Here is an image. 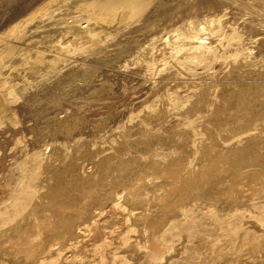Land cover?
Wrapping results in <instances>:
<instances>
[{
  "label": "bare ground",
  "instance_id": "bare-ground-1",
  "mask_svg": "<svg viewBox=\"0 0 264 264\" xmlns=\"http://www.w3.org/2000/svg\"><path fill=\"white\" fill-rule=\"evenodd\" d=\"M86 1V4L84 5L83 3V6H80L78 10L81 11L83 20L85 19L87 25L84 27L79 26L78 28V25H75V27H73L70 32H67L70 35L66 34V31L71 28H66L65 25L67 24L62 27L60 26V30L58 23L63 24L65 19H61V17L59 16V19L56 21V27L58 25L60 31H58L57 28V32L51 30L50 34H48L47 31L45 32V34H43L44 32H40L41 34H43V36L41 35L42 37H39L38 35L39 39L31 41L27 45L23 44L24 46L20 47V44H18V42H21L22 44L24 41H26V38H29L32 35V33H29L30 28L28 29V20H22V22L19 24L16 23L18 25L15 24V26L13 25L14 27L11 26L13 27L11 29L8 27L10 29V32L7 30L6 31L7 33L9 32V34L5 36L6 38L2 36L4 38H2V40L0 41V121L6 117L11 103L20 104L19 99H25L29 90L31 91L33 89L34 91L35 89L37 90L41 88V91L43 92L45 89H48L50 87L52 88V86H54L58 90L59 84H61L65 80L64 76L66 75L64 74L69 68H67V61L69 59H82L84 57L93 58L96 52L106 51V48L109 46L108 44H114V38H117L116 36L121 34L123 35L124 33H126V31L128 32L130 28L137 25L138 18H147L148 15L151 16L152 13L155 14V11L152 12L153 10L159 11L158 8H160L158 7V3L160 2L158 0ZM163 3H165V1ZM78 4H80V2H78ZM162 5L160 4V6ZM194 5H196V3L194 4L193 2V6ZM165 8L166 7H162L163 12ZM169 8L170 7L168 6V8L165 10V12L167 11L166 13L162 12L163 14L161 13L162 15H159L161 19L155 17V20L148 18L150 25H153L157 22H160V24H162L161 22H165L164 24H166L167 21L177 18L175 17L177 14L175 13V9L171 10L172 13L170 12L169 14ZM180 11L179 14L181 13ZM39 15H41V12L39 13ZM155 15L157 16L158 14ZM31 17L30 20L34 19L33 17ZM64 17H66V15ZM203 17L204 18L201 20L188 19L187 21H184V23L182 21L181 25L172 26L174 28L171 30L168 28V31H162L159 36L153 38L152 41L148 43L146 49H144V53H142L143 55H140L141 57L138 56L140 52L137 55L136 51L137 58H135L134 60L132 59L134 57L131 58V65L135 66L139 64V66H141V64H144L147 68L146 70L148 73L154 72L155 74L156 72H164L166 69L168 70V68H170L168 66H171L181 72L182 75L186 76H189L190 67L192 65L195 66L202 64L203 66L208 68L211 64L210 60L212 57L210 56L215 57L219 52V49L217 48L222 47V45L224 44L226 45L228 38L226 37L225 42H222V44H220V41L224 39V35L223 33H219L222 31L223 24V21L221 17H219V15H211V13H209L208 16L204 15ZM178 19L177 21L180 22V19ZM77 22L75 24H77ZM146 22H148V20ZM172 22L173 21H171V23ZM164 24L162 25L164 26ZM30 25L29 27H31ZM143 26L144 25H142V27ZM32 28L31 30L33 32L34 29ZM262 28H264V26ZM49 29L47 30L49 31ZM153 30L155 31V29ZM32 38L34 39L35 36ZM239 38V36L233 35L231 39H238L240 42ZM142 46L143 44L141 45V48ZM141 48H139V50ZM135 49L137 50L138 48ZM116 52H118V48ZM239 52L242 53L240 49ZM117 56L119 55L117 54L115 57L117 58ZM245 57H243L244 60L248 58V56L247 58ZM239 59L241 60L242 58L239 57ZM93 60H91L92 63ZM244 60H241L242 62L239 60H231L233 63L231 66H229L232 67L231 69L234 70V73L235 71L238 72V70H242V66L240 67V65L244 64ZM251 63L253 64L254 62L251 61ZM257 63L258 62H256L255 64L257 65ZM255 64L253 65L256 66ZM262 64H264L263 61ZM124 65L127 66L128 64ZM248 66L247 69L250 68H248ZM262 67L264 66L262 65ZM82 70L85 73L84 69ZM255 71H257V69ZM148 75L150 76V74ZM72 76H70V80ZM88 78L90 77L88 76ZM66 83L68 84V82ZM246 86L245 89H243L244 92L241 93L242 95L240 97H237L235 100L236 108H233L236 110V112H234L233 110L232 112H234V114H236L235 117L240 120L247 117L248 123L244 124H248V127H252L248 128V130L247 128H245L247 131L245 130V132H242V130L241 133L239 132L238 134H234L232 132H227L224 130L225 132L222 131L224 132V134L222 133L221 135V133L215 132L216 130L213 132L212 130H208L207 128L203 127V131L205 130L204 134L206 139L201 140L200 138H198L199 136H201V133H196L197 130L193 129L196 121H199V117L195 119L190 118L191 120L188 117L186 118V130L184 128V131L175 130L172 132V134L167 133L168 135H164L162 137L160 136L161 140L155 138L148 141L146 140L147 142L145 146L140 145L141 147L139 146V148L135 147L136 141L135 144H132L131 141H129L130 139L126 140L123 135V139L113 141L111 146L109 148L105 147V149L101 148L102 146L99 147V145L96 144L97 142L88 143L89 140L88 142H84L83 140L79 139L75 141L74 146H71V148H75L74 151L73 149L71 150L72 152H70L69 150L66 154H63L61 152L64 150V147H60L62 146L60 145L61 143L58 144L57 142L56 146L46 143L42 150L34 152L32 155H30L34 162V175L32 177L33 180L31 179L33 183L31 185H23L24 187L22 188L21 192H19L20 189L18 188L19 191H17L19 193L16 191V196L14 194H10L13 197L12 202H9L10 204L6 203L8 204L6 206L4 205L5 203L0 206V208L3 206V208L0 210V259H2V261H0V264H61V262L63 263L64 261V252L68 253V250H72L73 245L71 244L70 246V241L66 239V236L75 237V245H73V247L76 248L78 246L80 248H83V250L85 251L84 253L82 252L84 256L77 264H101L103 263L105 256H109L111 261L113 262H121L122 264H181L179 257L184 249V253H194V250L197 251V249L200 247L208 248L209 250H211L210 255L207 256L204 260L202 258V262H197V260H195L196 258L190 256L186 263H184L213 264V262L221 260V255L223 254L222 248H219L217 246V241L219 239L218 232H220V230L222 229V219L224 216L227 217L231 214L232 216H236L239 217V219L244 220V224L250 227L249 233L248 230L242 228L243 222H241V224L237 223V226L235 224L234 234L231 236V239L229 241V245L233 250L232 252H234L236 248L241 247L246 250L245 253H247L252 259L256 255H259L258 253L262 252V250L264 249V87L258 84H250L247 87ZM107 89L109 88L106 85H102V88H99L101 92ZM99 90H93V95H95L96 93L98 94ZM224 90L226 91V89ZM195 92L193 93L195 94ZM220 92L222 91L220 90ZM227 92L228 91H226V93ZM43 93L41 94L43 95ZM45 93L44 95H46ZM60 94L62 95L63 92ZM204 95L206 94L204 93ZM221 95H219V98L222 97ZM224 95L225 94H223V96ZM50 97H47L45 101L43 100V105H46L48 101L50 102ZM168 97L171 96L168 95ZM54 98L55 97H53V99ZM227 98H221V103H228L229 105V100L227 101ZM174 101L173 103H176V100ZM214 101H212L211 103L204 102L206 104V113L212 112L210 110L212 107L217 106V101L218 104L220 103L219 99L215 101L216 103ZM37 102H29L28 106L32 108L33 105H37ZM165 104L167 106L166 102ZM162 107H164V104L160 108L161 111L164 110V108L162 109ZM202 107L204 106L202 105ZM224 107L222 109L223 113L224 111H227V109H225ZM168 108H165L166 111ZM228 108H231V105ZM217 110H219V107H217L216 111L214 110L216 112V115L218 113ZM175 111L177 112L179 110ZM199 111L198 113H201V111ZM171 112V115L172 113L174 114V112ZM193 112L196 113L195 111ZM220 112L221 111H219V113ZM204 113L201 114L203 115ZM188 114L186 115L188 116ZM167 115L170 116L165 112H163V115L161 116L160 111L158 112L154 109H147L142 117L147 118L149 121L150 118L166 119L168 117ZM186 115L182 114V111H179L175 114L176 117H182V119L183 116L185 117ZM220 116H222V114ZM143 121H141V119L140 121H138L140 122L139 127L142 129V125L143 130H146L148 128L146 127L145 123H143ZM135 123L133 124L134 127L136 125ZM237 127L234 128L236 129ZM72 128H74V126ZM61 129L62 128H60V130ZM74 129L72 131H74ZM138 130L134 129V131L137 132ZM132 131L130 130V132ZM58 134L59 133H57V135ZM70 134H72V132ZM117 134H119V132ZM149 134L151 133L149 132ZM152 134L159 137L155 132ZM142 135H144V133ZM148 135L146 136V138H148ZM23 137L24 136H22L21 140L18 141L19 143H23ZM141 137L143 140V136ZM93 140L95 141V139ZM55 142L56 141L54 140L52 143ZM26 144L27 143H25V146ZM167 144L169 145L167 146ZM140 148L141 150H144L146 148L145 152L142 151L141 153ZM80 149H82V151H78ZM86 161L88 164H85V168L84 162ZM25 166L26 165H24V167ZM22 182H24V180ZM244 199H246V201ZM8 200H11V198ZM177 218L182 219L186 223L189 221V224L184 226V229L182 230L188 235L189 240H191L197 246V249H186V237L185 240L183 239V243L180 240V243L174 244V240L177 237H180L181 234L179 233V231L175 232L172 230V232L171 230H169V228L173 224L172 222L176 221L175 219ZM198 218L203 219L204 221L202 223L205 222V224L199 229L195 230L193 223ZM78 226H81V229H78V231L75 232L73 227L76 228ZM81 231H83V233ZM90 231L92 232L90 233ZM73 251L75 250L73 249L72 252ZM76 252L74 253L76 254ZM69 254L72 255V253Z\"/></svg>",
  "mask_w": 264,
  "mask_h": 264
},
{
  "label": "rangeland",
  "instance_id": "rangeland-1",
  "mask_svg": "<svg viewBox=\"0 0 264 264\" xmlns=\"http://www.w3.org/2000/svg\"><path fill=\"white\" fill-rule=\"evenodd\" d=\"M77 1L78 0H0V41L2 40V38H4L5 36H7V34H9L10 29L13 28L16 23L19 24V23L22 22V20H24V21L25 20H28V29L30 28V32L29 33L30 34L32 33L31 36L32 37L35 36V38L33 39L30 36L31 38L30 37L29 38H26V41H24L22 44H21V42H18V44H20L19 45L20 47H22L24 45H27L29 42L39 39V37L41 35L43 36V34H45L46 31H47L48 34L51 33V30L54 31V32H57L56 29L58 28V25L56 27V24H57L56 21L59 19V16L61 17V19H65L64 22H63V24L61 23L62 25L60 23H58L59 24V28H60V26L62 27L65 24H67V25H65V27L66 28L67 27L68 28L71 27V28L68 29L69 31L68 30L66 31V34L70 35L67 32H70V30L73 27H75V25H78L77 28L79 26H81V27L83 26L84 27V26L87 25V23L85 22V19L83 20V15H82L81 11L78 10L79 7L80 6H83V3L85 5L86 4L85 2H87V1L86 0H79L78 2H80V4H78ZM158 1H160L158 3V5H159L158 7H160V8H158L159 11L158 10L157 11L156 10H153L152 11V12L155 11V14H158V15L156 16L154 13H152L151 16L148 15L147 18H143L146 21L148 20V22H146L145 20H143L141 17L138 18L137 19V22H138L137 25H135L136 24L135 23L134 24L135 26L132 27L133 29L130 28V30H128V32L126 31V33L123 34L125 36H123L121 34V35L116 36L117 38H114V41L115 42H114V44H112L113 45V48H112V45L108 44L110 47L108 46L106 48V51H103V52L102 51H98V52L95 53V56L94 57L92 56L93 58L86 57L87 60H86L85 57H84L85 59L84 58H82V59L81 58L80 59L79 58L78 59H76V58L69 59L67 61L68 62L67 68L68 67L69 68L68 69L66 68L67 70H66V73L64 74V75H66V76H64V79L65 80L61 84H59V89L58 90L54 86H52V88L51 87L48 88L49 90L48 89H45L43 91L44 93L47 91L45 93L46 95H44V93L41 91V88L37 89L38 90V93H37V90L36 89H35L36 91L35 90L33 91V89H32L31 91L30 90L28 91V93L29 92L30 93H29V95L27 93L25 99H23V100L22 99H19V103L20 104H18V103L17 104L16 103H11V105L9 107V110L7 111L6 117L3 118V120L0 121L1 122L0 123V133H1L0 134V206L3 205L4 203H5L4 204L5 206L8 205L6 203H9V202L11 203L12 202V198H13L11 195H13V194L15 195L19 191V189H20L19 192H21L22 191V188L25 185H31L33 183L32 177L34 175V162H33L32 157L30 155H32L34 152H37L39 150H42L44 148V146L46 145V143L53 144L55 146H56L57 142H58V144L61 143L60 145H62V146H60V145H57V146H60L62 148L64 147L63 148L64 150L62 149L64 152L63 151H61V152L63 154H66L69 150H70V152H72L71 151L72 149L74 151L75 148L74 147L71 148V146H74L75 141L76 140H79V139L83 140L84 142H88V140H89L88 143H92V142L93 143H96L97 142L96 144L99 145V147L102 146L101 148L105 149V147L109 148L111 146V144H112L113 141L121 140V139H123L125 137L126 140L130 139L129 141H131L132 144H135V141H136L135 147L139 148L140 145L141 146H145V144H146V142L148 140H151V139H154V138L161 140L160 138L162 136L168 135V134H172V132L175 131V130L184 131V128L186 130V127H187V122H186L187 119L186 118H188V117H189V119L190 118L191 119H195V118H198L199 117L198 118L199 121L198 122L196 121V124L193 126V129L197 130L196 133H201V136L198 137L201 140L202 139H204V140L206 139L205 138V134H204L205 130L203 131L204 128H207L208 130H212L213 132L216 130L215 132H219L222 135V133L224 134L225 131L232 132L234 134H238L239 132L241 133L242 130H243L242 132H245V130H246L245 128H247V130H248V128L252 127V126L248 127V124H244V123H248V118L247 117H245L242 120H240V119H238V118L235 117L236 114H234V112H236V110L234 108H236L235 107V100H236V98L237 97H240L242 95L241 93L244 92L243 89H245V86L246 85L248 86L250 84L251 85L252 84H258V85H261V86L264 87V67H262V65L264 66V64H262V61L264 62V28H262L264 26V14H263L264 13V9H263L264 8V0H257V1L256 0H241V1L240 0H224V1L223 0H221V1L220 0H176V1L175 0L174 1L173 0H171V1L170 0H168V1L167 0H158ZM164 1H165V3H163ZM73 2H75V3H73ZM193 2H194V4L196 3V5L193 6ZM77 4H78V6H77ZM160 4L161 5L163 4V5L160 6ZM164 4H166V5H164ZM167 5L170 7L169 8V14H170L171 10L175 9V13H177L175 17H177V18H174V20L167 21L166 24H164L165 22H161L162 24H164V26L162 24H160V22H157V23L153 24L154 27H153V25H150L148 18H151V19H154V17L155 18H160L159 15H162L163 13H166L167 12V11L165 12V10L168 8ZM249 5H251V6H249ZM74 6H75V8H74ZM76 6H77V9H76ZM195 6H196V8H195ZM162 7L163 8L166 7L164 9V12H163ZM216 7H218V8H216ZM214 9H215V11H214ZM38 11H39V13L41 12V15H39ZM179 11L181 12L180 14H179ZM259 11H260V13H262V11H263V13L260 14ZM209 13H211V15H219V17H221V19L223 21L222 31L219 32V33H223L224 39L220 41V44H222V42L223 43L225 42L226 37L228 38L227 40L229 41V44H228V41H227L226 42V45L224 44V45H222V47H218L217 48V49H219V52H218V54H216L215 57L214 56H210L212 58L210 60L211 61L210 62L211 64L208 67L209 69L206 68L205 66H203L202 64L195 65V66L192 65L190 67L189 76H186V75H182L181 72H179L176 68H173L171 66H168L170 68H168V70L166 69L164 71L165 73L164 72H161L162 73L161 74V73H157L156 72V74H155L154 72L148 73L147 70H146L147 68L145 67L144 64H141V66H139V64L138 65H135L136 67L131 65L132 64L131 63L132 62L131 60L132 59L134 60L135 58H137V55H138L139 52L140 53H139L138 56L141 57L140 55H143L142 53H144V51H145L144 49H146V46L148 45V43H150L153 38L159 36L162 31L167 30L168 28L171 30V29L174 28L172 26L181 25L182 24V21L184 23V21H187L188 19L189 20H201V19L204 18L203 17L204 15L205 16H208ZM31 14H35V15H31ZM65 15H66V17H64ZM177 15H179V16H177ZM31 16L34 19H31L30 20V17ZM81 16H82V18H81ZM236 16H237V18H236ZM259 16H260V18H259ZM73 19H74V21H73ZM177 19L180 22H178ZM142 20H143V22L145 24L142 22ZM252 20H254V21H252ZM171 21H173V22L171 23ZM76 22H77V24H75ZM30 23H31V25H30ZM148 23H149L150 26L148 25ZM18 24H16V25H18ZM141 24L144 25V26L142 27ZM29 25L31 27H29ZM68 25H70V26H68ZM146 25H147V27L149 26L148 27L149 29L146 27ZM11 26H13V27H11ZM40 27H42V28H40ZM31 28L34 29L33 32L31 30ZM59 28L57 29L58 31L61 30V28H60V30H59ZM66 28H65V30H66ZM231 28H233L234 31ZM47 29H49V31ZM142 29H143V31H142ZM153 29H155V31L156 30L157 31L155 32ZM256 29H257V31H256ZM6 30L9 31V32L7 33ZM131 30H133V31H131ZM37 31H38V33H37ZM40 32L41 33L44 32V33L41 34ZM4 33H6V34H4ZM129 33H131V34H129ZM33 34H34V36H33ZM38 35H39V37H38ZM233 35L239 36L240 37L239 38L240 39V42H239L238 39H236V40L235 39H231ZM2 36H4V37H2ZM7 39H10V38H7ZM244 39H245V42H244ZM241 40H242V42H241ZM230 41L233 42V43H231ZM249 41H251V42H249ZM120 42H122V43H120ZM236 42H238V43H236ZM142 44H143V46L141 48V45ZM236 44H237V46H236ZM124 45H125V47H124ZM119 46H121V47H119ZM117 48H118V52H116L117 51ZM124 48H126L127 50L124 49ZM135 48H138V49L136 50ZM139 48H141L143 51L140 49L142 51L141 52L139 50ZM112 49H115V50H112ZM239 49H240V51H242L243 55H242V53L239 52ZM221 50L223 51L224 54L222 53ZM136 51H137V55H136ZM133 52H135V53H133ZM124 53H126V54H124ZM219 53H220V55H219ZM221 53H222V56H221ZM115 54L116 55L118 54L119 56H117V58H116L115 57L116 56ZM239 55H241V56H239ZM247 56H248L249 59L247 58ZM123 57H126V58H123ZM132 57H134V58H132ZM220 57H221V59H220ZM231 57H236V58H231ZM239 57L242 58L241 59L242 61L244 60L243 57L247 58L246 60H248V61L244 60V64H241L240 65V67L242 66L241 67L242 70L241 71L238 70V72L235 71V73H234V70H232L231 69L232 67H230L232 65V63H233L231 60L233 59L234 61L235 60L241 61L239 59ZM108 58H109V61H108ZM110 58H111V60H110ZM127 59H129V60H127ZM91 60H93V63H92ZM97 60H99V61H97ZM104 60H106V61H104ZM214 60H215V62H214ZM250 60L252 62H254L253 64H255L256 62H258L257 63L258 66L256 64H255L256 66H254L251 63ZM116 61H118V62H116ZM246 62H248V63H246ZM250 63H251V65H250ZM124 64H126V65L128 64V65L125 66ZM247 66H248V68L249 67L250 68L247 69ZM110 67H112L113 69L110 68ZM258 67H259L260 71H259ZM262 68H263V72H262ZM82 69H84V71H85L86 74L83 72ZM256 69H257V71H255ZM88 70H90V71H88ZM94 70H95V72H94ZM77 71H78V73H77ZM176 72H178V73H176ZM148 74H150V76ZM87 75L90 78H88ZM70 76H72L71 77V80H70ZM212 76H213V78H212ZM113 77H114V79H113ZM66 82H68V84ZM110 84H112V85H110ZM96 85L98 86V88H97ZM102 85H106L109 88L107 90H104L105 93H104L103 90H102L103 92H101L99 90V88H102ZM211 86H213V87H211ZM220 86H222V87H220ZM133 87H134V89H133ZM97 89L99 90V93L98 94L96 93L95 95H93V90H97ZM182 89H183V91H182ZM224 89H226V91L229 92V93L227 92L228 94H232V95H228ZM197 90H198V92H197ZM216 90L218 91V93H217ZM220 90L222 92H220ZM234 90H235V93H234ZM236 90H237V92H236ZM33 92L36 93V94H34ZM48 92H51L53 94L48 93ZM62 92H63V94L61 95L60 93H62ZM89 92L92 93V96H91V93H89ZM193 92H195V94ZM41 93H43V95ZM47 93H48V95H47ZM204 93L206 95H204ZM210 93H211V96H213V97L210 96ZM236 93H238V94H236ZM54 94H55V96H54ZM223 94H225V95L223 96ZM233 94L235 96L236 95H238V96L235 97ZM34 95H36V96H34ZM56 95H57V98H56ZM168 95L171 96V97H168ZM198 95H199V97H198ZM216 95H218V96H216ZM219 95H221L222 96L221 98H223V99H225V98L228 97L227 98V101L229 100V105H228V103L227 104H222L221 103V100L222 99L219 98L220 97ZM41 96H43V97H41ZM46 96L47 97H50L51 96L50 97L51 100L53 99V97H55V98L52 101L50 100V102L48 101L49 103L48 102H47V104L45 103L46 105H43V103H44L43 100L44 101L46 100V98H47ZM204 96H206V97H204ZM207 96L210 97V98H208ZM38 97H39V99H38ZM161 98H162V100H161ZM213 99L215 101H217L219 99V102L220 103L218 104V101H217V106L212 107V108L210 107L211 108L210 111H212V112L206 113L205 112V108H206V104L205 103H211L212 101H214ZM20 100H22L24 102H22ZM174 100H176V103H173ZM189 100H190V102H189ZM33 101H35V102L38 101V102H37V105H35V106L33 105L32 108H31V107L28 106V103L29 102H33ZM165 102L167 103V106H166ZM40 103H42V104H40ZM159 104L161 106L164 104V107H162V109L164 108L165 111L164 110L161 111V109H160L161 106ZM202 105L204 107H202ZM230 105H231V108H228V107H230ZM168 106H169V108H168ZM38 107H40V108H38ZM208 107H209V104H208ZM217 107H219V110H217L218 113L216 115V112L215 111H216ZM223 107L225 109H227L228 112L227 111L226 112L224 111V113H223L222 112ZM165 108H168L169 110L167 109V111H166ZM213 108H215V109H213ZM147 109H149V110L154 109V110H157L158 112L160 111L161 116L163 115V112H165L166 114L168 113L170 116L167 115L168 117L166 116L167 117L166 119H164V118H160V119L159 118H157V119L150 118L149 119L150 122H149L147 118L142 117L144 115V113L147 111ZM198 109L199 110L201 109L200 110L201 113H204V112L205 113L203 115L201 113H198V111H199ZM64 110H65V112L66 111L67 112L65 113ZM175 110L182 111V114H184V115H186L188 113L189 114H188V116L187 115L185 117L183 116V119H182V117L181 118H178V117L175 116V114L177 112H179V111L176 112ZM232 110L234 112H232ZM45 111H46V113H45ZM171 111L172 112L175 111L174 114ZM183 111L186 112V113H184ZM193 111H195L196 113H194ZM219 111H221V112L219 113ZM229 111H231V112H229ZM79 112H81V113H79ZM170 112L172 113V115L170 114ZM43 113H44V115H43ZM47 113H48V115H47ZM193 113H194V115H193ZM53 114H54V116H53ZM198 114H200L201 116L198 115ZM209 114H210V116H209ZM219 114L220 115L222 114V116H220ZM226 114H227V116H226ZM14 116H15V119H14ZM40 117H42V118H40ZM224 117H226V118H224ZM246 118H247V120H246ZM140 119H141V121L144 120L143 123H145V125H146V127L148 129L143 130V126L142 125H141L142 129L139 127L140 126V122H138V121H140ZM151 120H153V121H151ZM134 123L136 124L135 125L136 128L133 125ZM242 123H243V125H242ZM62 125H64V126H62ZM126 125L129 126V127H127ZM41 126L44 127V128H42ZM73 126H74L75 129L72 128ZM233 126L234 127L239 126V127H237L238 129L237 128L235 129ZM245 126H247V127H245ZM121 127H123V128H121ZM240 127H241V129H240ZM60 128H62L61 129L62 131L60 130ZM133 128L134 129H137V130L139 129L138 130L139 133L137 131H134ZM37 129H38V131H37ZM73 129H74V131L75 130L76 131L75 132L72 131ZM121 129L123 131L124 130H126V131L123 132ZM9 130H10V132H9ZM33 130H34V132H33ZM130 130L131 131L133 130V131L130 132ZM48 131H50V132H48ZM70 131L72 132V134H70L71 133ZM128 131H129V133H128ZM222 131H224V132H222ZM236 131H238V132H236ZM56 132L59 133V134L57 135ZM118 132H119V134H117ZM140 132L142 134L144 133V135H142ZM146 132L148 134L150 132L151 134L148 135ZM154 132L157 133L159 137H157L156 135H153L152 133H154ZM52 133H53V136H52ZM47 134L49 135V137H48ZM146 134L148 135V138H146V136H147ZM8 135L10 137H12V138H10ZM122 135L124 137H122ZM22 136H24L23 137V143L22 142L19 143L18 141L21 140V137ZM102 136H103V138H102ZM141 136H143V140H142V137ZM62 137H63V139H62ZM149 137H151V138H149ZM132 138H135L136 140L135 139H132ZM64 139H66V140H64ZM93 139H95V141ZM54 140L56 142L55 143H52ZM14 141H15V143H14ZM98 141H99V143H98ZM143 141H144V145H143ZM25 143H27L28 145L26 144V146H25ZM64 143H65L66 146L64 145ZM168 145L169 144H167V146ZM24 147H27V148H24ZM66 147H67V149H66ZM18 148H20V149H18ZM145 149L144 150H141V148H140V152L141 153H142V151L145 152ZM78 151H82V149H80ZM23 156H25V157H23ZM6 157H8V158H6ZM20 161H21V163H20ZM85 164H88L87 161L84 162V166L86 168V165ZM24 165H26V166L24 167ZM23 180H24V182H22ZM19 181H21V182H19ZM11 190H12V192H11ZM10 198H11V200H8ZM244 200L246 201V199H244ZM2 208H3V206L0 208V210ZM175 220L176 221L172 222L173 224L170 226L169 230H171V231L173 230L175 232L179 231V233L181 234V236L180 237H177L174 240V244H178L181 241L183 243L184 240H185V237H186L187 238L186 241H185V243H186V246L185 247H187L186 249H190V250L197 249V246L191 240H189L188 235L182 230V229H184V226H186V225L189 224V221L186 223L185 221H183L182 219H179V218H177ZM203 221L204 220L203 219H200V218L196 219L195 222L193 223V226L195 227L194 229L197 230L200 227H202L205 224V222L202 223ZM243 221L244 220L239 219V217L232 216V214L229 215V216H227V217L226 216L223 217L222 222H221L222 223L221 224V228L222 229L220 230V232H218L219 239L217 241V246L219 248H222L223 254L221 255V257L223 259L221 258V260H217V262H213V264H228V263H230V264H236V263L237 264H264V262H263V260H264V249L262 250V252L258 253L259 255H256L253 259L250 258L247 253H245L246 250L244 248L238 247V248H236L234 250V252H232L233 250H232V247L229 245L230 244L229 241L231 239V236L234 234V226H235V224L237 226V223H240L241 224V222H243ZM245 226L246 225L243 222L242 228L245 229V230H248L249 233H250V229H249L250 227L249 226H246L245 227ZM73 229H74L75 232H77L78 229L79 230L81 229V226L80 227L78 226L76 228L73 227ZM81 232L83 233V231H81ZM91 232L92 231H90V233ZM71 237L66 236V239L68 241H70L69 242L70 243V246H71V244L75 245V239H76L73 236H71ZM73 239H74V241H73ZM73 245H72V250L74 249L75 251L72 252V250H68L69 251L68 253L67 252H64L65 253V254H63V257H64L63 260L64 261H63V263L61 262V264H77L83 258V256H84L83 253L85 252L83 250V248H80L78 246L76 248H74ZM76 251H78V252H76ZM184 251H185V249L182 251V253L180 254V257H179L181 264H185L186 261L188 260V258L190 256L193 257V258H196L195 260H197V262H202L211 253V250H209L208 248H204V247L198 248L197 251L194 250V253L193 252L184 253ZM224 251H225V253H224ZM74 252H76V254ZM69 253H72V255L69 254ZM77 253H78V255H77ZM235 253H236V255H235ZM194 254H195V256H194ZM68 255H70V256H68ZM223 255H224V257H223ZM198 256H199V258H198ZM227 256H228V258H227ZM239 257H240V259H239ZM202 258H203V260H202ZM234 258H235V260H234ZM226 259L229 260V261H227ZM0 261H2V259H0ZM112 262L113 261H111V259H110L109 256L108 257L105 256L104 257V260H103V263H101V264H110V263L111 264H122L121 262H118V263L117 262H113L112 263ZM130 264H134V263H130Z\"/></svg>",
  "mask_w": 264,
  "mask_h": 264
}]
</instances>
